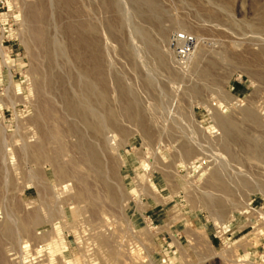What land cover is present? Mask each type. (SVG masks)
I'll return each instance as SVG.
<instances>
[{"label": "rangeland", "instance_id": "374dc122", "mask_svg": "<svg viewBox=\"0 0 264 264\" xmlns=\"http://www.w3.org/2000/svg\"><path fill=\"white\" fill-rule=\"evenodd\" d=\"M0 264H264V0H0Z\"/></svg>", "mask_w": 264, "mask_h": 264}, {"label": "built area", "instance_id": "2783aa9c", "mask_svg": "<svg viewBox=\"0 0 264 264\" xmlns=\"http://www.w3.org/2000/svg\"><path fill=\"white\" fill-rule=\"evenodd\" d=\"M176 42L180 43L179 55L184 58L190 57L193 51L194 39L185 34L178 35Z\"/></svg>", "mask_w": 264, "mask_h": 264}]
</instances>
